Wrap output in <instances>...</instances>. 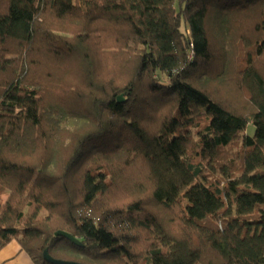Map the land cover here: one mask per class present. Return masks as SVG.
<instances>
[{
	"label": "trees",
	"instance_id": "trees-1",
	"mask_svg": "<svg viewBox=\"0 0 264 264\" xmlns=\"http://www.w3.org/2000/svg\"><path fill=\"white\" fill-rule=\"evenodd\" d=\"M12 240L33 264H264V0H0Z\"/></svg>",
	"mask_w": 264,
	"mask_h": 264
},
{
	"label": "crops",
	"instance_id": "crops-1",
	"mask_svg": "<svg viewBox=\"0 0 264 264\" xmlns=\"http://www.w3.org/2000/svg\"><path fill=\"white\" fill-rule=\"evenodd\" d=\"M2 263L33 264L28 255L20 250V247L15 240H12L0 250V264Z\"/></svg>",
	"mask_w": 264,
	"mask_h": 264
},
{
	"label": "water",
	"instance_id": "water-1",
	"mask_svg": "<svg viewBox=\"0 0 264 264\" xmlns=\"http://www.w3.org/2000/svg\"><path fill=\"white\" fill-rule=\"evenodd\" d=\"M118 101H123V97L122 95H119L118 96ZM55 236H63L69 240H71L72 242L76 243V244H79V242L77 241L76 238H74L72 235H70L68 232L66 231H61V230H58L55 232ZM44 259L52 264H83V263H80V262H75V261H67V260H61V259H56V258H53L47 251H44Z\"/></svg>",
	"mask_w": 264,
	"mask_h": 264
},
{
	"label": "rangeland",
	"instance_id": "rangeland-1",
	"mask_svg": "<svg viewBox=\"0 0 264 264\" xmlns=\"http://www.w3.org/2000/svg\"><path fill=\"white\" fill-rule=\"evenodd\" d=\"M2 257V256H1Z\"/></svg>",
	"mask_w": 264,
	"mask_h": 264
}]
</instances>
